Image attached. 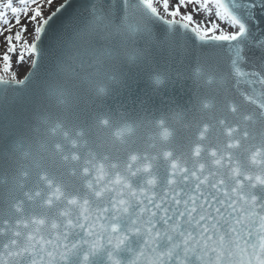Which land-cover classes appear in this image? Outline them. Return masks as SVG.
Here are the masks:
<instances>
[{"label":"snow or ice","instance_id":"obj_1","mask_svg":"<svg viewBox=\"0 0 264 264\" xmlns=\"http://www.w3.org/2000/svg\"><path fill=\"white\" fill-rule=\"evenodd\" d=\"M69 5L0 0V264H264V0Z\"/></svg>","mask_w":264,"mask_h":264},{"label":"water","instance_id":"obj_2","mask_svg":"<svg viewBox=\"0 0 264 264\" xmlns=\"http://www.w3.org/2000/svg\"><path fill=\"white\" fill-rule=\"evenodd\" d=\"M89 5V0H70V5L66 10L60 15L56 24V30L58 32H63V25L67 24L72 20V18L82 15ZM51 70V63L47 64L41 70V76L44 77L48 71ZM135 71V70H134ZM147 69H142L140 73L139 81L135 84H131L128 89L124 92L119 89L116 90L113 97L110 99V105L115 109L116 107H124L125 111H128V107H125L124 103L129 101L138 100L143 96H150L152 94L151 87L147 80ZM27 74V73H26ZM168 94V93H166ZM132 106V105H129Z\"/></svg>","mask_w":264,"mask_h":264},{"label":"rangeland","instance_id":"obj_3","mask_svg":"<svg viewBox=\"0 0 264 264\" xmlns=\"http://www.w3.org/2000/svg\"><path fill=\"white\" fill-rule=\"evenodd\" d=\"M56 4H59L60 3V0H55ZM45 12L47 14V9H45ZM23 19H22V23H23ZM29 39V41L31 42V37H27ZM2 40L3 38L0 37V53L3 52V45H2ZM29 70V65L28 64H25L22 68H17V65H16V60H15V57L13 58L12 60V64H11V69L8 73H5L3 71V60L0 59V76H4L5 78H8L11 76V74L13 72L16 73L17 75V78H23L24 75H26V73L28 72Z\"/></svg>","mask_w":264,"mask_h":264}]
</instances>
